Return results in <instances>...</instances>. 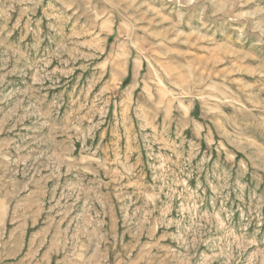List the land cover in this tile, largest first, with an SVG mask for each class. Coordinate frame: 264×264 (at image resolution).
Segmentation results:
<instances>
[{
    "label": "rangeland",
    "instance_id": "rangeland-1",
    "mask_svg": "<svg viewBox=\"0 0 264 264\" xmlns=\"http://www.w3.org/2000/svg\"><path fill=\"white\" fill-rule=\"evenodd\" d=\"M0 264H264V0H0Z\"/></svg>",
    "mask_w": 264,
    "mask_h": 264
}]
</instances>
